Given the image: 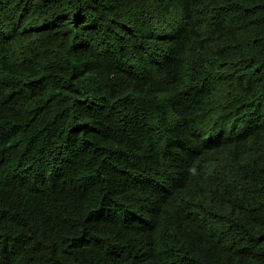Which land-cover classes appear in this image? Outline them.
I'll return each mask as SVG.
<instances>
[{
  "label": "trees",
  "instance_id": "obj_1",
  "mask_svg": "<svg viewBox=\"0 0 264 264\" xmlns=\"http://www.w3.org/2000/svg\"><path fill=\"white\" fill-rule=\"evenodd\" d=\"M0 264H264V0H0Z\"/></svg>",
  "mask_w": 264,
  "mask_h": 264
}]
</instances>
